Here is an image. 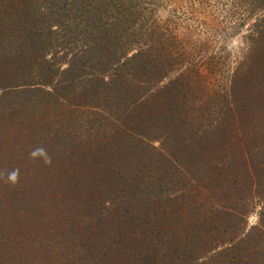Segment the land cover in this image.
Segmentation results:
<instances>
[{
  "label": "trees",
  "instance_id": "obj_1",
  "mask_svg": "<svg viewBox=\"0 0 264 264\" xmlns=\"http://www.w3.org/2000/svg\"><path fill=\"white\" fill-rule=\"evenodd\" d=\"M146 1L0 0V92L14 90L27 76L15 63L31 66L45 53L53 59L61 53L59 61H44L45 76L35 65L41 79L35 84L46 87L59 74L70 89V83H79L78 100L71 103L104 112L84 119L86 133L58 128L65 138H57L53 148L72 159L67 167L79 176L75 197L84 193L81 202L87 205L102 194L108 206L102 240L96 241L105 253L79 264H264V191L249 196L251 204L254 199L260 204L248 228L247 202L239 206L232 196L235 187L249 194L253 180L264 184V114L249 119L242 107L245 95L264 96V3L253 0L261 13L249 28L248 54L224 90L210 96L216 104L220 98L219 106L203 104L195 115L177 108L182 94L177 80L169 89L155 87L174 65L169 39L148 24ZM14 13L46 24L32 33L15 28L17 41L5 40L6 19ZM23 49L28 55H21ZM0 147L5 160L14 154L6 144ZM25 186L18 202L38 200L43 210L54 208L58 186L29 193ZM200 189H207L212 207H205ZM125 193L131 197L119 199Z\"/></svg>",
  "mask_w": 264,
  "mask_h": 264
},
{
  "label": "rangeland",
  "instance_id": "obj_2",
  "mask_svg": "<svg viewBox=\"0 0 264 264\" xmlns=\"http://www.w3.org/2000/svg\"><path fill=\"white\" fill-rule=\"evenodd\" d=\"M146 2L149 11V15L146 14L148 24L157 25L160 33L169 39L168 50L174 65L173 71L163 80H158L155 87L169 84L167 86L169 89L172 85L170 82L173 81L175 84L174 81L177 80L182 92L181 97L177 99V108L182 114L186 109L195 115L201 113L203 104H211L216 110L221 102L220 98L216 96L219 99L216 104L210 96H214V92L218 90H224L231 80L234 68L248 54L247 35L250 26L261 13L258 9L259 3L253 0ZM258 2L264 3V0ZM35 11L36 14L39 12L37 14L39 16L40 11L38 9ZM30 21L20 13L12 14L6 19L9 31H4V35L8 33L5 40L17 41L15 28L32 33L46 24L42 20ZM22 52L21 55H28L24 49ZM32 54L34 58L36 53ZM56 56V59H53L51 54L45 53L41 58L35 57L37 61L31 66H28V62L27 65L15 63L19 72L27 76L16 77V80L21 78L22 80L20 86L14 90L0 92V146L6 144L9 149L14 150V154L6 160L1 157L0 152V173L19 169L18 185H21V189L26 184L25 188H28L26 193L40 187L49 186L56 189L58 186L59 194V198H51L54 208L43 210L42 203L39 204L38 200L32 203L18 202L20 189L9 188L4 177L0 176V264H79L91 262L96 254L105 253V250L96 243L102 240V236H99L101 230H105V226L101 225V218L109 212L106 202L102 204V194L94 196L87 205L83 204L81 201L85 198L84 193L80 192L79 195L84 197L78 198L73 191L79 176L77 178L67 167L72 159L68 161L66 156H62L63 153L58 155L57 152H53L55 150L53 148L58 144L55 143L56 139L65 138L58 134V128L63 130L68 126L71 133L73 130L82 131L84 119L85 122L88 121L96 111L104 112L99 110L97 105L87 104L88 108L77 106L79 83H70L73 84L70 89L66 85L67 82L60 80L59 74L46 87L35 84L37 80H41L37 76L35 65L38 64L45 76L44 61L49 63L48 60L59 61L62 58L61 53H57ZM27 60H30V55ZM65 67L62 64L59 71ZM179 71L184 73L183 77L178 75ZM1 83L4 81L0 80ZM243 98L247 101L246 104H242L243 112L249 115V119L259 113L264 114V96L255 95L249 99L245 95ZM70 99L76 102L71 103ZM157 120L159 123V112ZM83 131L86 133V129ZM32 141L36 142L34 147H30ZM70 142H73L72 139ZM43 144L49 145L52 149V153L49 152L50 148L46 149L52 159L50 165H45L40 160L33 161L29 157V152L33 148H45ZM152 144L154 147L158 146L156 142ZM261 177H264V174ZM263 186V183L258 186L253 180L249 194L240 187H235L232 193L235 204L240 206L243 201L247 202L243 207L248 211L247 228L256 223V212L260 204L256 199L251 204L249 196L261 194L264 191ZM200 190L205 207H212L213 203L207 189ZM118 197L125 199L131 196L125 193ZM231 205L236 208L233 203ZM48 212H50L48 219L40 224L38 221L43 218V213ZM154 218L155 216L151 220Z\"/></svg>",
  "mask_w": 264,
  "mask_h": 264
},
{
  "label": "clouds",
  "instance_id": "obj_3",
  "mask_svg": "<svg viewBox=\"0 0 264 264\" xmlns=\"http://www.w3.org/2000/svg\"><path fill=\"white\" fill-rule=\"evenodd\" d=\"M29 157L33 160H40L45 165H50L52 163L51 156L48 154L44 147L33 148L29 152ZM0 176L4 177L6 184L16 185L19 181V169H13L11 171L0 173Z\"/></svg>",
  "mask_w": 264,
  "mask_h": 264
}]
</instances>
